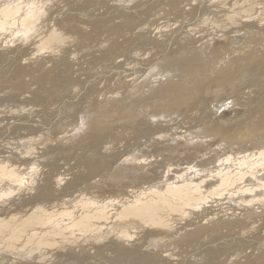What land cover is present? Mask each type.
Instances as JSON below:
<instances>
[{"label": "rangeland", "instance_id": "1", "mask_svg": "<svg viewBox=\"0 0 264 264\" xmlns=\"http://www.w3.org/2000/svg\"><path fill=\"white\" fill-rule=\"evenodd\" d=\"M5 1L6 2H4V0H2V2L0 1V7L2 6L0 8L2 11L0 12V21H3L2 18L5 17V14L10 16H6L8 18H4L6 21H3L7 28L4 27L3 22L2 24L0 22V105L5 106L2 111H0L3 112V114H0V161L4 158H8L7 161L13 165V168H10L11 170L7 169V171H9L8 173L6 171L0 172V180H7L0 182H3L0 185V189H3H1L2 192L0 190V223H3L2 219L4 220V217L7 218V222L10 223L8 225L5 221L2 225V229H0V264H163L165 257L171 256V259H173L175 255V257L186 258L195 256L193 259H196L204 256L206 251L225 252L221 256L218 264H226L227 259L232 254L229 250L231 245L237 244L240 248L247 247L246 243L243 241V235H252L254 231H257L255 233H261L263 231L262 233H264V215L260 212L264 210V206H262V208L245 207L244 204L239 203L240 201L237 202L242 193L241 195L239 194V196H234L236 200L239 198L234 203L233 201L235 199L231 195L228 196L229 193H232L234 188L239 187L240 181L244 182L243 180L246 181L249 179V182L246 181L243 184H248L252 187L259 185L258 188L256 187V193L261 190V193H259L263 196H256V199L258 197H264V190H262L264 185H261L263 182L260 180L262 183H259L258 180L260 178L264 179L261 177L264 171L253 162L256 159L259 160L258 158H260L261 161L264 160V158H261V156H264V16L259 14H264V0H146V2L144 0ZM18 1L20 3H17ZM249 1L251 2L249 3ZM11 2L18 8L15 6L12 7ZM215 2L225 3L221 4L224 8L228 4H234V9L236 10L237 8V11L243 8V6L247 11H253H248L250 16L245 15L242 17L237 13L233 15V11L226 12V9L217 10L221 9V6H214ZM243 3H245L246 6ZM202 4L205 7H210L208 11H204L206 8L200 10L199 7H201ZM5 5H8L9 8L11 5L12 8L10 9L14 13L8 10V7H5L7 10L4 9ZM212 5L214 6L213 8ZM216 7L219 8L216 9ZM251 7H254L256 10L254 8L251 9ZM5 10L8 13L4 14L3 12ZM224 11L226 13H224ZM253 12L257 14H253ZM24 14L27 15L24 16ZM224 14L227 15L225 16ZM22 16L26 19L25 22ZM11 20L13 23H11ZM7 21H11L8 24L10 26L6 24L8 23ZM14 21L18 25L14 24ZM34 22H38V24L36 23L34 25L36 28L33 27L32 30L23 34L22 32L24 31L25 25H32ZM204 23H206L205 26L207 28L204 26ZM21 24H24V26L22 27ZM244 24V27L240 26ZM214 26H216V28ZM181 27L186 31H190L189 34L183 33L177 35V29H181ZM191 28L193 32H191ZM227 30L231 32L229 33ZM170 36L172 37L171 39L169 38ZM194 38L195 40H193ZM173 39L175 41L178 40L179 43L178 41L175 43ZM168 41H172L173 43L171 44H177L175 46L171 45L170 49H172H169V51L176 50V48L181 49L177 56L192 57L196 55L194 52L198 50L202 53L200 52L197 55L205 56L207 61L210 60V65L207 63L202 65L201 62L200 64L202 67L199 66L200 68H197V70L202 68L200 70L202 72L205 69L203 73H200L201 80H199V82L202 86L198 82L195 88V95L183 98L181 102L173 104L172 107L168 106L161 109L159 106L152 105V107H143V110L136 107V113L127 115L129 112L126 113L127 110L122 106H118L116 101L118 98L116 97L117 99H114L112 98L113 95L108 96L107 94L109 93V95H111L110 92L116 91V93L119 94L120 89L122 90V87L125 86L123 89L125 91L123 92L122 90L121 93H124V96H126L130 89L126 90L127 84L124 80L125 76L128 74L126 73L128 70L125 68L129 66L128 68L130 69V66H133L132 64L137 63L141 59L146 60L149 58L150 60V56H154V53H159L162 49L161 47H166ZM191 42H194V44ZM232 43L236 45L231 46ZM203 45L209 46L208 49L203 50ZM181 47H183L184 50H182L183 48ZM231 51H233V53ZM234 51L238 52L239 57ZM247 51L248 53L249 51L252 53L254 52L253 56L250 52L247 57ZM214 52L217 54H212ZM229 52L235 55L234 59H231V57L234 56H231ZM241 53H244V56ZM240 54L244 59L247 58L246 60H248L250 58V60H243ZM210 55L213 56L210 57ZM228 56H230L231 60H227L229 58ZM161 57L158 59L155 58L157 59V63H153V68L161 69L168 63V60L163 59L166 55H162ZM237 58L238 60L239 58L242 59V63L241 60H239L240 62L237 61ZM215 61L216 63L214 64ZM244 61L246 63L248 62V65L250 63V67L245 64ZM223 62L224 64H229V67L227 65L224 66ZM217 63L218 67L223 64L224 68L226 67V69L228 68L230 71L226 72V74H220V76H217L218 74H212V68L216 67ZM241 65H244V67L242 68ZM148 66L151 67V64ZM231 66H234V70H232ZM136 67L138 68V66ZM167 67L168 66L160 71H166ZM207 67L211 68L209 69ZM119 68H123V71H120ZM135 68L131 70L134 72ZM207 69L209 70L207 71ZM170 72L175 74L179 72V70L170 69ZM205 72L209 77L204 76L206 74ZM106 73L111 74L109 80L104 77L108 75H106ZM114 74L116 76H114ZM240 74L244 76L240 77ZM202 75L204 80L202 79ZM120 77H124L123 81L119 80ZM210 79L211 82H207L210 81ZM140 81H138L136 85H138ZM205 81L208 84V88L204 85L206 84ZM202 82H204V84ZM153 86V84L150 86L148 84L142 85L141 83L139 86L140 89L136 88L134 91L132 100H136L139 96L143 95L149 96L148 93H152L150 87ZM97 87L99 88L97 89ZM108 88L110 91H108ZM10 95L12 98H9ZM105 95L107 96L104 97ZM24 97H26V99ZM93 99L95 100L93 101ZM111 99L113 100L111 101ZM102 101H104L105 104L99 106V103ZM106 101H111V103L107 102V104ZM13 105L15 106L13 108L14 110L12 109ZM72 105L73 107L75 105L77 109L75 107L73 108ZM77 110H81V112ZM89 111L91 112L89 113ZM9 112L10 115H8ZM74 112L77 113V117H75L76 113L74 114ZM71 114L72 116L74 115V118ZM89 114L94 115V123L92 122V124L90 122V125L93 126H90V128L92 127L91 130L88 128V125V127H85V125L77 126V124L80 123L79 121H81L79 119L89 116ZM3 116L6 118L4 119ZM61 118L63 120H61ZM62 122L64 124H62ZM73 122H76V124L72 125ZM67 123L71 124L68 125ZM38 124H42V128L41 126L39 127L40 129L37 128ZM14 126L16 129L20 128L22 131L15 130L12 132V130L15 129L13 128ZM65 127H67V129ZM80 127H83V129ZM86 128H88L87 131L85 130ZM165 128H167L166 130H168V133L162 134ZM6 129L9 130L7 133ZM76 129L79 130L76 131ZM71 131L73 132L70 133ZM21 132L24 135H21ZM83 134L85 137H83ZM163 135L164 137L166 136V138H163ZM69 136L72 138H67ZM158 138H161L162 141H160V139L158 140ZM154 141H160L159 143L162 144L161 146L166 142L168 143H166L167 145L165 144L163 148L160 147L161 149H159L160 144L158 142L156 143V147L149 148L151 146L149 145L151 144L150 142ZM257 148L261 150L259 151ZM250 150H252V152ZM256 150L259 151L258 154H256V152H258ZM246 151L248 154L250 153L249 155L255 152L253 153L255 154L254 157L257 155L258 158L250 156L247 158ZM133 156L134 158H132ZM221 156L228 157L226 162L225 158ZM236 156L240 158L238 159ZM220 157L222 163L219 161ZM232 157L234 158L231 159ZM216 158L219 159L217 160ZM193 159L195 161H193ZM234 159L238 162L233 163ZM240 159L241 161H239ZM247 159L249 160L247 161ZM145 160L149 161V163L151 162L153 165L150 166L149 163H147V165V161ZM245 160L247 162H243ZM223 161L225 164H223ZM230 161H232V163ZM228 162L229 164H227ZM248 162H250L251 165ZM142 163L144 164L142 165ZM248 165L250 166L248 167ZM146 166L148 168H146ZM188 166L200 168L202 171H194L192 168V172H187V174L189 173L187 175L185 169H187ZM228 166H231V169H229ZM252 167L259 168V171L257 168L253 170ZM150 168L152 169L151 171H146ZM168 168L169 171L166 172ZM250 168L252 171L257 172H252L249 170ZM1 170L2 169H0V171ZM229 170H232V172H229ZM244 170L247 173L244 172ZM222 171H224V173ZM237 171H239L240 174ZM10 172L12 173L9 174ZM221 172L223 174L226 172L227 175H223ZM174 173L176 174L173 175ZM219 173L223 177H221ZM251 173H253L254 178L258 180L257 182L254 181V178H250L252 176ZM257 173L261 175L257 176ZM184 174L187 175L185 178L191 176L197 179L194 183L186 182V185L183 184V181L180 182L183 187L186 186V188H189L193 186L197 188L195 191L193 187L191 189L189 188L190 191L187 193L189 195H196L198 197L197 199L194 197L193 199L182 201L183 198L181 199L180 197L184 196V198H186L187 195H185V193L187 189L185 187V189H181L182 187L179 185L173 190L174 192L170 191L173 184H177L179 181L185 179ZM236 174L239 177H233ZM4 175H6V177H4ZM11 175L15 176L12 177ZM217 175L220 177H217ZM228 175L229 177H227ZM241 176H244L242 177L243 180H241ZM201 177L204 179L206 178V180L209 178L210 180L205 181L202 179V183L198 180ZM25 178L27 179L25 180ZM213 178L215 180H213ZM229 178L235 180L236 183L234 181L229 182ZM20 179H24L23 182L25 183L21 184L20 182L22 181H20ZM218 179L219 181L221 180L220 183L224 181V184H220L217 181ZM17 181L20 186L16 184ZM213 181H217V183ZM197 182L202 183L205 190L201 187V184H199L201 188L197 187ZM204 182L206 183L204 184ZM227 182L230 184L234 182L237 185L235 186V184H232L234 188L231 189V185L226 184ZM5 184H11V187L10 185V188L6 187L7 185ZM189 184L190 186L187 187ZM210 184L213 186L215 184V187H218V189L217 187L215 189L218 191L220 190L219 192L223 196L221 197L217 190L216 192L218 194L214 192V187ZM243 184L241 183L240 186ZM15 185H17L19 189ZM168 185L171 186L166 189L165 187ZM220 185L225 186L223 190V187H220ZM227 185L228 189L226 188ZM14 187L18 189V191H16ZM178 187L180 188L178 189ZM156 188H159V190H155ZM229 189L230 191H228ZM164 191H166V193ZM224 192H227V195H224ZM10 193L13 195L11 196ZM82 195L85 197L83 198ZM175 195L178 198H176ZM219 196L223 199V202L218 199ZM46 197L48 199L47 202ZM86 198L88 200L87 202L90 203L89 205H86L88 204L85 202ZM169 202H172L171 204L173 205H169ZM261 202H264V198H262ZM50 204H52V206ZM94 205H97L98 209ZM82 206H85V208ZM100 206H102V208ZM154 206H156V209ZM143 207H148V209L144 210ZM86 208L88 210H86ZM119 208H121V210L123 209L122 211L124 212ZM16 209H18L17 212H15ZM44 209H46L47 212ZM81 209L82 211H80ZM131 209L133 211H131ZM165 209L169 211L166 212ZM23 210L28 213H23ZM48 210H51L52 213L50 214ZM107 210L108 212L110 211V213H107ZM13 211L15 214L12 215L15 217H11L12 215L9 214ZM57 211L60 218L58 217ZM101 211H104L103 213L106 215L109 214V216L111 215L112 217L108 215L105 216L103 213L101 214ZM144 211L145 213L148 212V216L145 215L149 218L144 215ZM19 212H21L20 215ZM40 212H42L41 215ZM70 212L73 213L71 214ZM83 212L86 213L83 214ZM92 212H99L98 214L101 216L98 218L97 214H93ZM160 212L165 213L160 214ZM29 213L31 215L30 218ZM66 213L70 215L67 214L66 216ZM74 213L78 215L76 216ZM133 213L138 215L135 216ZM45 214L46 217L44 216ZM87 214L89 215L87 216ZM119 214L120 217L118 218ZM73 215L76 216H74L76 219L72 217ZM90 215L93 217L96 215L97 217L90 218ZM35 216L36 218L38 217V219H36ZM40 216L43 219L45 217L46 220H43ZM48 217H51L52 220L50 219V221L48 219L49 221H47ZM107 217L109 221L111 220V224H108L109 222L107 223ZM124 217H127V219ZM11 218L17 219L18 221H20V218L21 221L16 224L18 221L15 222V220H12V223ZM97 218L100 222L95 223L94 219L97 221ZM153 218L156 219L153 220ZM25 219L28 220L32 226L35 225L38 228L32 227L29 223L24 225V223L27 222ZM31 219L35 220H32L34 224ZM40 219L42 220L39 223ZM91 219H93V222ZM102 219H106V221L104 222ZM36 220L39 221L36 222ZM66 220H69L70 223ZM126 220L129 221L127 222ZM58 221L62 224L60 225V223H57ZM76 221L80 223H76V227H74L75 223L73 224V222ZM90 221L92 222L91 225L93 226L95 223L96 227L95 225L93 227L89 225L91 223ZM82 223L85 225L83 226ZM113 223L116 226L113 225ZM130 223H132L133 226H131ZM5 224L8 230L5 229L4 231ZM64 224H67V228ZM104 224L108 225L106 226ZM119 224L120 226H118ZM98 225L103 227L100 228ZM56 226H61V229L58 227L56 228ZM70 226L73 227L71 228ZM79 226L81 229H79ZM104 226H106L105 229ZM82 227L87 230L85 231ZM35 228L42 230L38 231ZM93 228L96 229V233L93 231ZM106 228L109 229L107 230ZM116 228L118 229L115 230ZM97 229L99 231H97ZM101 229L106 234L101 233ZM123 229L125 231V237L122 233ZM78 230L80 233H78ZM83 230L88 232L83 234ZM90 230H92V232ZM6 231H10V234ZM26 231L28 232L26 233ZM46 231H49L48 234ZM32 232L35 235L38 233L40 237L39 235H30ZM50 232L52 233L50 234ZM11 233L15 234L13 235L14 237ZM24 233L26 235L30 233L28 236L30 235L32 240H30L28 236L25 238ZM119 233L121 234L117 237ZM21 234L22 236H20ZM103 234L105 236H103ZM5 236L7 237V241L5 240ZM11 236L13 238H11ZM63 236L64 238L66 237V239H64ZM77 236L78 239H76ZM17 237H19V239ZM34 237H36L37 240ZM46 237L50 238L47 239ZM114 237L116 240H114ZM39 238L42 239L40 240ZM10 239L11 241L13 239V242H10ZM28 239L30 242H28ZM68 240L70 243L66 242ZM84 240L87 243H84ZM37 241L39 242L37 243ZM52 241L56 242L53 243ZM235 241L236 243H234ZM31 242H35L38 245L41 244L39 245L41 249L35 243L32 245ZM49 242L50 245L46 244ZM24 243H29L30 245ZM43 243L46 244V246L43 245ZM75 243L78 244L76 245ZM261 244L262 242L260 246ZM57 246L58 249H55ZM6 247L10 248V250ZM35 247L37 249H35ZM44 248L47 249V251L43 250ZM28 249H31V253ZM260 249L259 252L251 256L252 260L255 261H248L251 259V257H248V260L244 258L240 262L238 259L236 264H257L258 260L262 261L264 259L262 258L264 257L262 253L264 250L262 249L264 248ZM20 250H23L25 253ZM66 252H70L71 254L66 255ZM168 252L170 253L168 254ZM178 254L181 256H178ZM31 255L34 256L32 257ZM256 255L257 260L254 258ZM39 256H41V258ZM62 261L63 263H61ZM189 261L190 260L186 261V264L189 263ZM262 262L264 263V261ZM262 262L259 261L258 264ZM229 263L233 262L230 261ZM201 264H208V262L204 261Z\"/></svg>", "mask_w": 264, "mask_h": 264}, {"label": "bare ground", "instance_id": "2", "mask_svg": "<svg viewBox=\"0 0 264 264\" xmlns=\"http://www.w3.org/2000/svg\"><path fill=\"white\" fill-rule=\"evenodd\" d=\"M0 1L2 2V0H0ZM14 1L16 2L17 0H12V2H14ZM19 1H20V0H19ZM19 1H18L17 3H20ZM144 1L146 2V0H144ZM233 1H234V0H233ZM236 1H237V0H236ZM4 2H6V1L4 0ZM4 2H3V3H4ZM12 2H11V3H12ZM246 2H247V1H246ZM250 2H251V1H249V3H250ZM9 3H10V2H9ZM5 4H6V3H5ZM194 4H195V3H194ZM203 4H204V3H203ZM203 4H202L201 7H199L200 10L206 8V9H204V11H205V10L208 11V9H209L210 7H209V8H208V7H205L206 5L204 4V5H205V6H204ZM221 4H225V3L215 2V5H214V4H213V5H214V6H217V5L219 6V5H220V6H221V9H217V8H219V7H216V9L219 10V11H220V10H224V9H226V12H228V11H233V15H235V13L240 14L242 17H244L245 15H249V14H248V11H250V10L247 11V9H244V8H245L244 6H243V8H240L239 11H237V8H236V10L234 9V4H233V5L228 4L225 8H224V6L221 5ZM243 4L245 5V3H243ZM213 5H212V8L214 7ZM235 5H236V4H235ZM249 5H250V4H249ZM13 6H15L16 8H18L14 3H12V7H13ZM18 6H19V5H18ZM199 6H200V5H199ZM203 6H204V7H203ZM222 6H223V7H222ZM245 6H246V5H245ZM1 7H2V6H1ZM1 7H0V8H1ZM5 7H8V5H5V6H4V9H6ZM12 7H11V5H10V8H12ZM235 7H237V6H235ZM249 7H250V6H249ZM8 8H9V7H8ZM10 8H9L8 10H10L11 12H13ZM190 8H191V7H190ZM193 8H194V7H193ZM212 8H211V9H212ZM252 8H254V7H251V9H252ZM13 9H15V8H13ZM194 9H195V8H194ZM214 9H215V8H214ZM254 9H255V8H254ZM2 10H3V9H2ZM6 10H7V9H6ZM6 10L3 12L4 14H5V13H8V12H6ZM255 10H256V9H255ZM210 11H211V10H210ZM246 11H247V13H246ZM252 11H253V10H251L250 12H252ZM0 12H2V11L0 10ZM11 12H10V13H11ZM149 12H150V11H149ZM226 12L224 11V13H226ZM250 12H249V13H250ZM13 13H14V12H13ZM146 13H147V12H146ZM212 13H213V11H212ZM222 14H223V12H222ZM251 14H252V13H251ZM253 14H257V13L253 12ZM259 14H262V15L264 16L263 13H259ZM259 14H258V16H259ZM1 15H2V14H1ZM25 15H27V14H24V16H25ZM224 15H225V14H224ZM226 15H227V14H226ZM226 15H225V16H226ZM2 16H3V15H2ZM6 16L9 17L10 15H6V14H5V17H4L5 19L8 18V17H6ZM249 16H250V15H249ZM254 16H255V15H254ZM258 16H257V17H258ZM0 17H1V16H0ZM20 17H21V15H20ZM20 17H19V19H20ZM251 17H252V16H251ZM4 18H2L3 21H6V20H4ZM252 18H253V17H252ZM22 19H24L23 21L25 22L26 19L23 18V16H22ZM8 20H9V19H8ZM17 20H18V19H17ZM20 20H21V19H20ZM20 20H18V21H20ZM3 21H0L1 24H2ZM11 21H12V20H11ZM11 21H10V22H11ZM210 21H211V20H210ZM7 22H8V23H6V24L8 25L10 22H9V21H7ZM14 22H15V21H14ZM21 22H22V21H21ZM11 23H13V21H12ZM36 23L38 24V22H34L32 25H30V24H26L25 27H24V31H23L22 33L24 34V33H27V31L32 30L33 27H35L34 25H35ZM1 24H0V25H1ZM4 24H5V23L3 22V25H4ZM14 24H17V23L15 22ZM14 24H13V25H14ZM205 24H206V23H204V26H205ZM3 25H2V29H3ZM17 25H18V24H17ZM217 25H218V24H217ZM217 25H216V26H217ZM5 26H6V25H4V27H5ZM8 26H10V25H8ZM19 26H20V25H19ZM21 26L23 27L24 24H21ZM204 26H203V27H204ZM207 26H208V25H207ZM216 26H214V27L216 28ZM240 26L244 27L245 24H244V25H240ZM205 27H206V26H205ZM205 27H204V28H205ZM212 27H213V26H212ZM217 27H218V26H217ZM223 27H224V26H223ZM223 27H222V28H223ZM5 28H7V27H5ZM35 28H36V27H35ZM183 28H184V27H183ZM189 28H190V27H189ZM200 28H201V27H200ZM206 28H207V27H206ZM206 28H205V29H206ZM208 28H209V27H208ZM224 28H225V27H224ZM205 29H204V30H205ZM187 30H188V27H187ZM201 30H202V28H201ZM212 30H213V29H212ZM216 30H219V29H216ZM229 30H231V29H229ZM221 31H222V30H221ZM221 31H220V32H221ZM227 31H228V30H227ZM177 32H178V33H177V35H178V34H183V33H188V34H189L190 31H186L185 29H182V27H181V29H177ZM191 32H193V31H192V28H191ZM201 32H202V31H201ZM201 32H200V33H201ZM222 32H223V31H222ZM228 32L230 33L231 31H228ZM228 32H227V33H228ZM224 33H225V32H224ZM227 33H226V34H227ZM23 34H22V35H23ZM234 34H235V33H234ZM247 34H248V33H247ZM192 35H193V34H192ZM220 35H222V34H220ZM229 35H230V34H229ZM179 36H180V35H179ZM184 36H185V34H184ZM248 37H249V36H248ZM169 38L171 39L172 37L170 36ZM179 38H180V37H179ZM232 38H233V37H232ZM232 38H231V40H232ZM233 39H234V38H233ZM245 39H246V38H245ZM173 40H174V39H173ZM193 40H195V38H194ZM174 41H175V40H174ZM177 41H178V40H177ZM177 41H175V43H176ZM181 41H182V40H181ZM244 41H245V40H244ZM184 42H185V41H184ZM171 43H173V42H172V41H170V42L168 41L167 44H166V47L164 46L165 49H164V47H161L164 51L161 49L162 52L160 51L159 53H154V56H150V60H149V58L146 59V60L141 59L140 61H138V62L135 63V64L130 63V64L133 65V66H130V69L128 68L129 66L125 68V69L128 70V72H126V73H128V74L125 76V80H124L125 83L127 84V85H126V86H127L126 90H127V89H130V90H131V91L129 90V92L127 93L126 96H124V93H121L125 86L122 87V90L120 89V93H119V94L116 93L117 91H116V92H110L111 95H109V93L107 94L108 96H112V95H113L112 98H114V99H117V98H118V99L116 100L117 103H118V106H120V107L122 106L125 110H127L126 113L129 112V113H127V115H131V114L133 115V113H136V110H135L136 107H137L138 109L143 110V107H147V106H151V107H152V105H153V106L156 105V106H159V108L164 109V108H166V107H168V106H169V107H172L173 104H175V103H179V102H181V101L183 100V98L189 97V96H191V95H195V94H194V93H195V90H196L195 88L197 87L199 80H201V76H200L201 74H200V73H203L204 70H205V69H204L203 72H202V71H200L202 68H201V69H198V70H197V68H200L199 66H201V64H200L201 62H202V65H204V63L209 64V63H210V60L207 61V60H206L207 58H206L205 56L197 55L198 53L201 52V51L199 52L198 50H197V51L194 50V51H195L194 54H196V55H194V56H192V57H184V56L181 57V56H177L178 52H179L181 49L176 48V50L174 49V50H172V51H169L170 46H171V45H174V44H171ZM178 43H179V41H178ZM191 43L194 44V42H191ZM191 43H190V44H191ZM195 43H196V42H195ZM257 44H258V42H257ZM175 45H177V44H175ZM175 45H174V46H175ZM206 45H207V44H206ZM206 45H203V48H202L201 46H200V47H201L203 50L208 49L209 46H206ZM234 45H236V44H233V43L231 44V46H234ZM257 46H258V45H257ZM254 47H256V46H254ZM166 48H168V49H166ZM181 48H183V47H181ZM230 48H231V47H230ZM171 49H172V48H171ZM171 49H170V50H171ZM210 49H211V48H210ZM231 49H232V48H231ZM249 49H250V48H249ZM165 50H166V51H165ZM167 50H168L169 52H168ZM182 50H184V48H183ZM223 50H224V49H223ZM233 50H234V49H233ZM235 50H236V49H235ZM260 50H261V49H260ZM260 50H259V51H260ZM229 51H230V50H229ZM236 51H237V50H236ZM236 51H234V52H236ZM253 51H254V50H253ZM256 51H257V50H256ZM137 52H138V51H137ZM183 52H184V51H183ZM224 52H225V50H224ZM231 52L233 53V51H231ZM250 52H251V51H249V53H250ZM162 53H163V54H162ZM201 53H202V52H201ZM225 53H226V52H225ZM236 53H237V56H238V55H239L238 52H236ZM244 53H245V52H244ZM244 53H241V54H243V56H244ZM249 53H248V51H247V52H246V56H247ZM253 53H254V52H253ZM253 53L251 52L252 56H253ZM134 54H135V52H134ZM161 54H162V55H166V57L163 58V59H164V60H168V63H166V65H164V67L161 68V69L153 68V66H152L153 63L156 62L157 59L160 58V57L162 56ZM212 54L216 55L217 53L215 54V52H214V53H212ZM223 54H224V53H223ZM229 54H230L231 56H234V57H231V59H234V58H235V55H232L230 52H229ZM229 54H228V55H229ZM241 54H240V57H242L243 60H246L247 58L244 59V57L241 56ZM256 54H257V52H256ZM181 55H182V54H181ZM224 55H226V54H224ZM263 55H264V54H263ZM207 56H209V55H207ZM211 56H213V55H210V57H211ZM246 56H245V57H246ZM228 57H229V58H228ZM228 57H227L228 59H227V58H225V59H227V60H231V59H230V56H228ZM238 57H239V56H238ZM247 57H248V56H247ZM249 57H250V56H249ZM134 58H135V57H134ZM155 58H157V59H155ZM161 58H162V57H161ZM177 58H179V59H177ZM251 58H254V57H251ZM127 59H128V58H127ZM131 59H132V58H131ZM136 59H137V58H136ZM154 59H155V60H154ZM213 59H214V58H213ZM213 59H211V60H213ZM242 59L239 58V60H241V63H242ZM152 60H153V61H152ZM239 60H238V58H237V61H239ZM248 60H250V58H249ZM248 60H246V61H248ZM134 61H135V60H134ZM151 61H152V62H151ZM161 61H162V60H161ZM220 61H221V60H220ZM222 61H223V60H222ZM225 61H226V60H225ZM225 61H224V62H225ZM234 61H235V60H234ZM159 62H160V61H159ZM159 62H158V63H159ZM217 62H218V61H217ZM224 62H223V64H224ZM227 62H229V61H227ZM235 62H236V61H235ZM239 62H240V61H239ZM251 62H252V61H251ZM125 63H127V62H125ZM156 63H157V62H156ZM215 63H216V61L214 62V64H215ZM218 63H219V62H218ZM218 63H217V66H216V67L212 68V71H213V72L210 71V72H212V74H216V75L218 74L217 76H220V74H221V75H222V74H226V72H229V71H230L228 68H227V69H226V67L224 68V66L227 65V63L224 64V66H223V64H222L220 67H218ZM220 63H221V62H220ZM232 63L234 64L233 61H232ZM232 63H231V64H232ZM236 63H237V62H236ZM244 63L247 64L248 62L246 63V62L244 61ZM149 64H151V67L148 66ZM199 64H200V65H199ZM245 64H244V65H245ZM160 65H161V63H160ZM205 65H206V64H205ZM209 65H210V64H209ZM209 65H208V66H209ZM211 65H212V64H211ZM219 65H220V64H219ZM228 65H229V64H228ZM228 65H227V66H228ZM238 65H239V63H238ZM238 65H237V66H238ZM244 65H243V66L241 65L242 68L244 67ZM247 65H248V64H247ZM251 65H252V64H251ZM253 65H254V63H253ZM136 66H138V68H137ZM166 66H168L166 71H160V70L166 68ZM214 66H215V65H214ZM239 66H240V65H239ZM248 66L250 67V63H249ZM120 67H121V66H120ZM124 67H125V66H124ZM135 67H136V68H135ZM154 67H155V66H154ZM201 67H202V66H201ZM204 67H205V66H204ZM228 67H229V66H228ZM231 67H232V66H231ZM233 67H234V66H233ZM233 67H232V70H234ZM133 68H135V69H134V72L131 70V69H133ZM152 68H153V69H152ZM207 68H209V67H207ZM210 68H211V67H210ZM210 68H209V69H210ZM219 68H220V69H219ZM246 68H247V66H246ZM110 69H112V68H110ZM110 69H109V70H110ZM151 69H152V70H151ZM170 69L179 70V72L173 74V72H170ZM209 69H207V71H208ZM113 70H114V69H113ZM113 70H111V71H113ZM115 70H116V69H115ZM117 70H118V69H117ZM119 70H120V71H123V68H119ZM150 70H151V71H150ZM245 70H246V69H245ZM154 71H155V73H154ZM243 71H244V70H243ZM250 71H251V70H250ZM158 72H159V73H158ZM236 72H237V71H236ZM239 72H240V71H239ZM246 72H247V71H246ZM110 73H111V72H110ZM123 73H124V72H123ZM123 73H122V74H123ZM205 73H206V72H205ZM240 73H241V72H240ZM107 74H108V75H107ZM111 74H112V73H111ZM111 74L106 73L107 76H104V77H105L106 79L109 80L110 77H111ZM195 74H196V75H195ZM242 74H243V73H242ZM208 75H209V74H208ZM247 75H248V74H247ZM114 76H116V75L114 74ZM122 76H124V75H122ZM204 76H207V73H206ZM242 76H244V75H242ZM242 76H241V74H240V77H242ZM101 77H102V76H101ZM207 77H209V76H207ZM211 77H213V76H211ZM214 78H216V77H214ZM223 78H224V77H223ZM226 78H227V77H226ZM118 79H119V78H118ZM123 79H124V77H120L119 80H120V81H123ZM202 79H203V75H202ZM234 79H235V78H234ZM108 80H107V81H108ZM140 80H141V81H140ZM203 80H204V79H203ZM203 80H202V81H203ZM207 80H209V79H207ZM212 80H213V78H212ZM102 81H103V80H102ZM105 81H106V80H105ZM138 81H140V82H139L138 85H136V84L138 83ZM117 82H118V81H117ZM205 82H206V81H205ZM207 82H211V79H210V81H207ZM207 82H206V84H204V82H202V83L205 85L206 88H208V86H207V85H208ZM228 82H229V81H228ZM141 83H142V85H144V84H148V85H150V86L153 84L154 86H153V87H150L151 90H152V93H151V94L148 93L149 96H147V95L144 96V95H143V96H139L136 100H132V95L134 94V91L136 90V88H139V86L141 85ZM219 83H220V82H219ZM72 84H73V82H72ZM199 84H201V83L199 82ZM223 84H224V82H223ZM70 85H71V84H70ZM102 85H103V84H102ZM204 85H203V86H204ZM218 85H219V84H218ZM111 86H112V85H111ZM113 86H114V85H113ZM115 86H116V85H115ZM201 86H202V84H201ZM223 86H224V85H223ZM116 87H117V86H116ZM98 88H99V87H97V89H98ZM103 88H104V87H103ZM117 88H118V87H117ZM203 88H204V87H203ZM106 89H107V88H106ZM108 89H109V88H108ZM112 89H113V88H112ZM139 89H140V88H139ZM198 89H199V88H198ZM198 89H197V90H198ZM203 90H204V89H203ZM101 91H102V90H101ZM108 91H110V89H109ZM111 91H112V90H111ZM124 91H125V90H123V92H124ZM198 91H199V90H198ZM102 92H103V91H102ZM106 93H107V92H106ZM48 94H49V93H48ZM103 94H104V93H103ZM49 95H50V94H49ZM107 95H105L104 97H106ZM12 96H13V95H12ZM50 96H51V95H50ZM119 96H120V97H119ZM10 97H11V95L9 96V98H10ZM52 97H53V95H52ZM67 97H69V96H67ZM84 97H85V96H84ZM84 97H83V98H84ZM94 97H95V96H94ZM97 97H98V96H97ZM116 97H117V98H116ZM11 98H12V97H11ZM13 98H15V97H13ZM24 98L26 99V97H24ZM50 98H51V97H50ZM50 98H49V99H50ZM73 98H74V97H73ZM133 98H134V97H133ZM78 99H79V98H78ZM78 99H77V100H78ZM95 99H96V98H95ZM95 99H93V101H94ZM6 100H7V99H6ZM13 100H14V99H13ZM15 100H16V99H15ZM17 100H18V99H17ZM75 100H76V99H75ZM77 100H76V101H77ZM79 100H80V99H79ZM79 100H78V101H79ZM97 100H98V98H97ZM112 100H113V99H111V101H112ZM10 101H11V100H10ZM72 101H73V100H72ZM76 101H75V102H76ZM99 101H100V97H99ZM104 101H105V100H104ZM104 101H102L101 103H99V104H100L99 106L104 105V104H105ZM111 101H106V103H107V102H108V103H111ZM18 102H20V101H18ZM80 102H81V101H80ZM76 103H77V102H76ZM76 103H75V104H76ZM94 103H95V102H94ZM96 103H97V102H96ZM108 103H107V104H108ZM65 104H66V103H65ZM97 104H98V103H97ZM6 105H7V104H6ZM70 105H71V104H70ZM79 105H80V104H79ZM8 106H9V105H8ZM8 106H7V107H8ZM76 106H77V104H76ZM80 106H81V105H80ZM156 106H155V107H156ZM177 106H178V105H177ZM4 107H5L4 105H0V111H2V109H3ZM10 107H11V106H10ZM14 107H15V106L13 105L12 109H13ZM69 107H70V106H69ZM72 107H73V105H72ZM72 107H71V108H72ZM74 107H75V105H74ZM74 107H73V108H74ZM82 107H83V106H82ZM82 107H81V108H82ZM85 107H86V106H85ZM85 107H84V108H85ZM112 107H113V106H112ZM19 108H20V107H19ZM75 108H76V107H75ZM78 108H80V107H78ZM84 108H83V109H84ZM5 109H6V108H5ZM5 109H4V110H5ZM20 109H21V108H20ZM65 109H67V108H65ZM76 109H77V108H76ZM76 109H75V110H76ZM149 109H150V108H149ZM155 109H157V108H155ZM8 110H9V109H8ZM8 110H7V111H8ZM13 110H14V109H13ZM17 110H19V109H17ZM105 110H106V109H105ZM15 111H16V109H15ZM72 111H73V110H72ZM77 111H80V112H81V110H77ZM77 111H76V112H77ZM130 111H131V113H130ZM56 112H57V111H56ZM69 112H70V111H69ZM76 112H74V114H75ZM80 112H79V113H80ZM90 112H91V111H89V113H90ZM106 112H107V111H106ZM147 112H148V111H147ZM1 113L3 114V112H0V114H1ZM7 113H8V112H7ZM7 113H6V114H7ZM17 113H18V112H17ZM60 113H61V112H60ZM63 113H64V112H63ZM93 113H94V112H93ZM145 113H146V112H145ZM53 114H54V113H53ZM58 114H59V113H58ZM65 114H66V111H65ZM69 114H70V113H69ZM87 114H88V113H87ZM155 114H156V113H155ZM8 115H10V112H9ZM13 115H14V116H17L16 114H13ZM51 115H52V114H51ZM59 115H61V114H59ZM67 115H68V114H67ZM156 115H157V114H156ZM62 116H63V115H62ZM71 116H72V114H71ZM110 116H111V115H110ZM3 117H4V116H3ZM9 117H10V116H9ZM72 117L74 118V115H73ZM75 117H77V113L75 114ZM108 117H109V116H108ZM127 117H128V116H127ZM5 118H6V117H4V119H5ZM63 118H64V117H63ZM66 118H67V117H66ZM73 118H72V119H73ZM81 118H82V117H81ZM81 118L79 119V120H81V121H79L80 123H78L77 126H78V125H85V127H88V126H89L88 128H90V126H92V125H90V122H91V123H92V122L94 123V121H93L94 115H93V114H89V116H85V117H83L82 119H81ZM2 119H3V118H2ZM2 119H1V120H2ZM44 119H45V118H44ZM52 119H53V116H52ZM55 119H56V118H55ZM59 119H60V118H59ZM48 120H49V119H48ZM61 120H63V119L61 118ZM64 120H65V119H64ZM73 120H74V119H73ZM73 120H72V121H73ZM77 120H78V119H77ZM31 122H32V121H31ZM34 122H35V121H34ZM41 122H42V121H41ZM68 122H70V121H68ZM262 122H263V121H262ZM36 123H37V121H36ZM36 123H35V124H36ZM39 123H40V122H39ZM43 123H44V122H43ZM93 123H92V124H93ZM96 123H97V122H96ZM46 124H47V123H46ZM62 124H64V123L62 122ZM62 124H61V125H62ZM67 124L69 125V124H71V123H67ZM67 124H66V125H67ZM73 124H76V122H73L72 125H73ZM27 125H28V124H27ZM41 125H42V124H41ZM41 125L38 124V125H37L38 127H37V126H35V127L39 128ZM68 125H67V126H68ZM72 125H71V126H72ZM87 125H88V126H87ZM12 126H13V125H12ZM32 126H33V125H32ZM45 126H46V125H45ZM77 126H76V128H77ZM94 126H95V125H94ZM85 127H84V128H85ZM92 127H93V126H92ZM92 127H91V128H92ZM2 128H3V127H2ZM13 128H15V126H14ZM37 128H36V129H37ZM41 128H42V126H41ZM65 128L67 129V127H65ZM80 128L83 129V127H80ZM88 128H86L85 130L87 131ZM91 128H90V130H91ZM9 129H10V128H9ZM22 129H23V128H22ZM39 129H40V128H39ZM82 129H80V130H82ZM166 129H167V128L164 129V131L162 132V134H167V133H168V132H167L168 130H166ZM0 130H1V128H0ZM10 130H12V129H10ZM15 130H18V131L20 130V131H22L20 128H19V129H18V128H17V129L15 128L14 130H12V132L15 131ZM74 130H75V129H74ZM77 130H79V129H76V131H77ZM90 130H89V131H90ZM7 131H9V130L6 129V133H7ZM18 131H17V132H18ZM24 131H27V130H24ZM69 131H70V130H69ZM76 131H75V132H76ZM83 131H84V130H83ZM2 132H3V131H2ZM17 132H15V133H17ZM27 132H29V131H27ZM61 132H63V131H61ZM72 132H73V131H71L70 133H72ZM84 132H85V131H84ZM8 133H9V132H8ZM19 133H20V132H19ZM24 133H25V132H24ZM29 133H30V132H29ZM65 133H66V132H65ZM77 133H78V132H77ZM82 133H83V132H82ZM89 133H90V132H89ZM2 134H3V133H2ZM22 134H23V133L21 132V135H22ZM26 134H27V133H26ZM80 134H81V133H80ZM84 134H85V133H84ZM84 134H83V137H85ZM87 134H88V133H87ZM87 134H86V137H87ZM9 135H10V134H9ZM11 135H12V134H11ZM23 135H24V134H23ZM65 135H67V134H65ZM78 135H79V134H78ZM7 136H8V134H7ZM7 136H4V137H7ZM12 136H13V135H12ZM17 136H18V135H17ZM79 136H80V135H79ZM4 137H3V138H4ZM65 137H66V136H65ZM80 137H81V136H80ZM3 138H2V139H3ZM11 138H12V137H11ZM11 138H10V139H11ZM13 138H14V136H13ZM67 138H72V137L69 136V137H67ZM163 138H166V136L164 137V135H163ZM15 139H16V138H15ZM74 139H75V137H74ZM81 139H82V138H81ZM159 139H160V141H162L161 138H158V140H159ZM70 140H71V139H70ZM172 140H173V139H172ZM77 141H79V140H77ZM152 141H153V140H152ZM160 141H159V142H160ZM157 142H158V141H157ZM157 142H155V141H154V142H150L151 144H149V145H151V146H150L149 148L156 147V143H157ZM159 142H158V143H159ZM166 143H168V142H166ZM166 143H165V144H166ZM247 143H248V142H247ZM159 144H160V143H159ZM165 144H164L163 146H161L162 144H160V145H159V149H161L160 147L163 148V147L165 146ZM237 144H238V143H237ZM149 145H148V146H149ZM166 145H167V144H166ZM256 145H257V143H256ZM253 146H254V145H253ZM261 146H262V145H261ZM157 147H158V146H157ZM166 147H167V146H166ZM228 147H229V146H228ZM244 147H245V146H244ZM247 147H248V146H247ZM232 148H234V147H232ZM250 148H251V147H250ZM253 148H254V147H253ZM255 148H256V147H255ZM258 148H259V147H258ZM258 148H257V149H258ZM6 149H7V148H6ZM9 149H10V148H9ZM226 149H227V148H226ZM230 149H231V148H230ZM236 149H237V148H236ZM261 149H262V147H261ZM261 149H260V150H261ZM263 149H264V148H263ZM233 150H234V149H233ZM238 150H239V148H238ZM245 150H247V149H245ZM245 150H244V151H245ZM258 150H259V149H258ZM258 150H256V151H258ZM260 150H259V151H260ZM11 151H12V150H11ZM36 151H37V150H36ZM150 151H151V149H150ZM226 151H227V150H226ZM240 151L243 152L242 150H240ZM240 151H239V152H240ZM247 151H248V150H247ZM247 151H246V154L248 155V156L246 155L247 158H249V156H250V157H253V158H258L257 155H256L257 157H256V156L254 157L255 154H253V153H255V152H253L251 155H249L250 153L248 154L249 151H248V152H247ZM250 151L252 152V150H250ZM259 151L256 152V154H258ZM262 151H263V150H262ZM230 152H231V151H230ZM241 152H240V153H241ZM263 152H264V151H263ZM263 152H261V153H263ZM3 153H4V152H3ZM7 153H8V152H7ZM18 153H19V152H18ZM36 153H37V152H36ZM223 153H224V152H223ZM226 153H228V152H226ZM4 154H6V153H4ZM13 154H14V153H13ZM16 154H17V152H16ZM21 154H22V153H21ZM34 154H35V153H34ZM34 154H33V156H34ZM131 154H132V153H131ZM144 154H145V153H144ZM241 154H243V153H241ZM221 155H222V154H221ZM223 155H225V154H223ZM244 155H245V153H244ZM244 155H243V156H244ZM1 157H2V156H1ZM29 157H30V156H29ZM137 157H138V156H137ZM221 157H222V156H221ZM221 157H220V159L218 158L219 161H220V160L222 161ZM236 157H238V156H236ZM26 158H27V157H26ZM132 158H134V156H133ZM184 158H185V157H184ZM222 158H225V162H226V159H227L228 157L225 156V157H222ZM233 158H234V157H232L231 159H233ZM239 158H240V157H238V159H239ZM261 158H264V156H261ZM130 159H131V158H130ZM144 159H145V158H144ZM216 159H217V158H216ZM216 159H215V160H216ZM218 159H217V160H218ZM235 159H236V158H235ZM235 159H234V162H233V163L238 162V161H236ZM251 159H252V158H251ZM258 159H259V160L256 159V160H254L253 162L256 163V165H258L259 167H261L260 169L264 171V162H263L264 160L261 161L260 158H258ZM7 160H8V158H4L2 161H0V169H2L0 172H4V171H6V172L8 173L9 171H7V169L13 168V167H12L13 165H12L10 162H8ZM134 160H136V159H134ZM140 160H141V159H140ZM147 160H148V159H147ZM147 160H145V161H147ZM152 160H153V159H152ZM217 160H216V161H217ZM229 160H230V159H229ZM229 160H228V161H229ZM248 160H249V159H247V161H248ZM193 161H195V160L193 159ZM193 161H192V162H193ZM207 161H208V160H207ZM221 161H220V162H221ZM239 161H241V159H240ZM247 161L245 160V161H243V162H247ZM11 162H12V160H11ZM124 162H125V161H124ZM179 162H180V161H179ZM184 162H185V161H184ZM190 162H191V161H190ZM198 162H199V161H198ZM208 162H209V161H208ZM223 162H224V161H223ZM225 162H224L223 164H225ZM230 162L232 163V161H230ZM251 162H252V161H251ZM15 163H16V162H15ZM136 163H138V162H136ZM147 163H149V161H147L146 164H147ZM193 163H194V162H193ZM196 163H197V161H196ZM217 163H219V162H217ZM217 163H216V164H217ZM221 163H222V162H221ZM248 163L251 165L250 162H248ZM140 164H141V161H140ZM143 164H144V163H142V165H143ZM149 164H150V166L153 165L151 162H150ZM201 164H202V163H201ZM227 164H229V162H228ZM252 164H253V163H252ZM20 165H21V164H20ZM23 165H24V164H23ZM131 165H132V164H131ZM147 165H148V164H147ZM192 165H193V164H192ZM236 165H237V164H236ZM250 165H248V167H249ZM132 166H133V165H132ZM140 166H141V165H140ZM238 166H239V164H238ZM242 166H243V164H242ZM242 166H240V167H242ZM246 166H247V165H246ZM252 166H253V165H252ZM142 167H143V166H142ZM142 167H141V168H142ZM184 167H185V166H184ZM200 167H201V166H200ZM235 167H236V166H235ZM235 167H234V168H235ZM14 168H15V167H14ZM129 168H130V167H129ZM143 168H144V167H143ZM146 168H148V167L146 166ZM146 168H145V169H146ZM174 168H176V167H174ZM192 168H193V166H188V168L185 169V173L187 174V172H189V171L192 172ZM228 168L231 169V166H228ZM256 168H257V167H252L253 170H256ZM17 169H18V168H17ZM120 169H121V168H120ZM131 169H132V168H131ZM236 169H237V168H236ZM242 169H243V168H242ZM244 169H245V168H244ZM246 169H247V167H246ZM246 169H245V170H246ZM257 169H258V171H259V168H257ZM10 170H11V169H10ZM134 170H136V169H134ZM151 170H152V169L150 168L149 170H146V171H151ZM170 170H171V169H170ZM174 170H175V169H174ZM193 170H194V171L199 170V172L202 171L200 168H193ZM238 170H239V169H238ZM245 170H244V172H246ZM249 170H251V168H250ZM261 170H260V172H261ZM132 171H133V170H132ZM167 171H169V168H168V170L166 169V172H167ZM171 171H172V170H171ZM181 171H183V170H181ZM194 171H193V172H194ZM233 171H234V169H233ZM235 171H236V170H235ZM240 171H241V169H240ZM242 171H243V170H242ZM251 171H252V170H251ZM251 171H250V172H251ZM12 172H13V170H12ZM12 172H10L9 174H11ZM14 172H15V171H14ZM175 172H176V171H175ZM179 172H180V171H179ZM179 172H178V173H179ZM222 172L224 173V171H222ZM222 172H221V173H222ZM229 172H232V170H229ZM229 172H228V173H229ZM237 172H239V171H237ZM252 172H254V171H252ZM256 172H257V171H256ZM256 172H254V173H256ZM183 173H184V172H183ZM197 173H198V172H197ZM223 173H222V174H223ZM241 173H242V172H241ZM246 173H247V172H246ZM261 173H262V172H261ZM13 174H14V173H13ZM169 174H170V173H169ZM175 174H176V173H174L173 175H175ZM179 174H181V173H179ZM186 174H184V178H185V176H187L189 173H188L187 175H186ZM219 174H220V173H219ZM225 174H226V172H225ZM225 174H223V175H225ZM229 174H230V173H229ZM239 174H240V172H239ZM258 174H259V173H257V176H260V175H261V174H260V175H258ZM263 174H264V173H263ZM263 174H262L261 177L264 178V175H263ZM195 175H196V174H195ZM220 175H221V174H220ZM226 175H227V174H226ZM236 175H237V174H236ZM236 175H234L233 177H239L238 175H237V176H236ZM248 175H249V173H248ZM251 175H252L253 177H252ZM251 175H250V176H251L250 178H254L253 173H251ZM11 176H12V175H11ZM13 176H15V175H13ZM13 176H12V177H13ZM244 176H245V175H244ZM244 176H241V178L244 177ZM246 176H247V174H246ZM257 176H256V177H257ZM4 177H6V175H4ZM12 177H11V178H12ZM195 177H196V176H195ZM217 177H220V176L217 175ZM221 177H223V176L221 175ZM227 177H229V175H228ZM233 177H232V178H233ZM247 177H248V176H247ZM2 178H3V177H2ZM11 178H8V179H11ZM172 178H173V177H172ZM192 178H193V179H192ZM196 178H198V177H196ZM224 178H225V177H224ZM241 178H240V179H241ZM259 178H260V177H259ZM17 179H18V177H17ZM26 179H27V178H25V180H26ZM202 179L205 180V181L210 180L209 178H207V180H206V178L204 179L203 177H201V178L198 179V180L201 181ZM219 179H220V178H219ZM219 179H218L217 181L220 183L221 180L219 181ZM221 179H222V178H221ZM225 179H226V178H225ZM229 179H230L229 182H231V181H234V182H235V180H231V178H229ZM245 179H246V178H245ZM247 179H248V178H247ZM254 179H255V178H254ZM4 180H6V179H4ZM4 180H0V182H1V181H4ZM23 180H24V179H23ZM23 180L20 179V181H22V182H20L21 184H22V183H25V182H23ZM170 180H171V179H170ZM196 180H197V179H195L194 177H191V176H190L189 178H185V179L179 181V183H177V184L175 183L176 185L173 184V186H172V188H171L172 190L170 189V191H173L174 189H176V188H177V185L181 186V187H182L181 189H185L186 186H184V187H185V188H184V187L182 186V184L180 183V182H182V181H183V184L186 185V184H187L186 182H188V183H189V182L194 183ZM203 180H202V181H203ZM213 180H215V179L213 178ZM223 180H224V179H223ZM226 180H228V179H226ZM226 180H225V181H226ZM241 180H243V178H242ZM248 180H249V179H248ZM248 180H246V181H248ZM251 180H252V179H251ZM258 180H259V183H262V182L264 183V179L260 178V179H258ZM258 180L255 179L254 181L257 182ZM260 180H262V182H260ZM6 181H7V180H6ZM15 181H16V179H15ZM202 181H201V182H202ZM217 181H215V182L217 183ZM243 181H244V182H242V181H240V182H241L242 184L246 182L245 180H243ZM249 181H250V180H249ZM249 181H248V182H249ZM9 182H10V181H9ZM9 182H8V183H9ZM17 182H18V181H17ZM17 182H16V184H19V182H18V183H17ZM213 182H214V181H213ZM215 182H214V183H215ZM223 182H224V181H223ZM223 182L220 183V184H224ZM229 182H227L226 184L229 185V184H230ZM234 182L230 184V185H231V189L234 188V187L232 186V184H235V183H236V182H235V183H234ZM237 182L239 183L238 180H237ZM251 182H252V181H251ZM2 183H3V182H2ZM2 183H0V185H1ZM5 183H6V182H5ZM12 183H13V182H12ZM12 183H11V184H12ZM191 183H190V184H191ZM197 183H198V182H197ZM202 183H203V182H202ZM202 183H198V185L196 184L197 187H199V188L202 187V188L204 189ZM205 183H206V182H204V184H205ZM211 183H212V182H211ZM241 183H239V187L233 189L234 192L231 190L232 193H231V194H230V193L228 194V196L231 195V196L234 198V196H236V195L239 196V194L241 195V193H242L240 199H239V198H238L239 200L237 199L238 201L234 198L235 200L233 201V203H234L235 201H237V202L240 201L239 203L244 204L245 207H247V208H250V207H254V208H255V207H256V208H260V207H261V208H262V206H264V202H261V201H262V198H264V197L259 198V197L263 196V195H260L261 190H260V191L258 190L260 193H259V192L256 193V192H257V188H258L259 185H258V186L256 185L255 187H254V186L252 187L251 185L243 184L242 186H240ZM259 183H258V184H259ZM263 183H262L261 185H264ZM11 184H9L10 187H11ZM13 184H14V183H13ZM170 184H171V183H170ZM190 184H189L187 187H189ZM199 184H201V187H200ZM212 184H213V183H212ZM251 184H254V183H251ZM5 185H7L6 187H9L8 184H5ZM171 185H172V184H171ZM171 185H168V186H166L165 188L167 189V187H169V186H171ZM196 185H195V187H196ZM210 185H211V184H210ZM216 185H217V184H216ZM228 185L226 186V188L228 187ZM236 185H237V184H235V186H236ZM254 185H255V184H254ZM15 186H17V185H15ZM19 186H20V184H19ZM208 186H209V184H208ZM211 186H213V185H211ZM211 186H210V187H211ZM3 187H4V184H3ZM10 187H9V188H10ZM192 187H193V186H192ZM192 187L190 186L189 188L191 189ZM213 187H214V188H213V189H214L213 191L216 192V190L218 189V187L216 186L217 189H215V188H216V187H215V184H214ZM220 187H223V188H222V190H223L225 186L220 185ZM220 187H219V188H220ZM256 187H257V188H256ZM9 188H8V190H9V192H10V189H9ZM14 188H15V187H14ZM17 188H18V186H17ZM179 188H180V187H178V189H179ZM189 188H186V189H187V192L184 191V192H186L185 195H187L186 198H184V196H183V197H180L181 199L183 198L182 201H187L188 199H193L194 197H195L196 199L198 198V197H197L196 195H194V194H192V195H191V194H190V195L187 194V193H189L188 191H190ZM206 188H207V187H206ZM226 188H225V189H226ZM260 188H261V187H260ZM260 188H259V189H260ZM262 188H263L262 190H264V187H262ZM1 189H2V188H1ZM1 189H0V190H1ZM15 189H16V188H15ZM18 189H19V188H18ZM18 189H16V191H18ZM188 189H189V190H188ZM193 189H194V191H195V189H197V188H194V187H193ZM207 189H208V188H207ZM207 189H206V190H207ZM220 189H221V188H220ZM227 189H228V188H227ZM2 190H3V189H2ZM2 190H1V192H2ZM155 190H159V188H156ZM201 190H202V189H201ZM204 190H205V189H204ZM11 191H12V190H11ZM13 191H14V190H13ZM166 191H167V192H170L169 190H166ZM166 191H164V192L166 193ZM175 191H177V190H175ZM217 191H218V190H217ZM219 191H220V190H219ZM219 191H218V193L220 194ZM224 191H225V190H224ZM228 191H230V189H229ZM173 192H174V191H173ZM3 193H4V192H3ZM3 193H2V194H3ZM5 193H6V192H5ZM160 193H161V192H160ZM165 193H164V194H165ZM170 193H172V192H170ZM181 193H182V192H181ZM190 193H191V192H190ZM192 193H193V191H192ZM216 193H217V192H216ZM218 193H217V194H218ZM221 193H222V192H221ZM225 193H226V194H225ZM263 193H264V192H263ZM10 194H11V193H10ZM157 194H158V192H157ZM174 194H175V193H174ZM174 194H173V195H174ZM178 194H179V192H178ZM3 195H4V194H3ZM12 195H13V194H11V196H12ZM180 195H181V194H180ZM188 195H189V196H188ZM220 195H221V194H220ZM224 195H227V192H224ZM259 195H260V196H259ZM159 196H160V195H159ZM161 196H162V198H163V195H162V194H161ZM171 196H172V194H171ZM214 196H215V195H214ZM222 196H223V195H221V197H222ZM254 196H255V197H254ZM256 196H259V197H258L259 199H258V198L256 199ZM79 197H80V196H79ZM82 197H83V195H82ZM84 197H85V196H84ZM84 197H83V198H84ZM86 197H87V196H86ZM165 197H166V196H165ZM172 197H173V196H172ZM175 197H176V195H175ZM1 198H2V197H1ZM5 198H6V197H5ZM53 198H54V197H53ZM173 198H174V197H173ZM176 198H178V197H176ZM180 198H179V199H180ZM214 198H215V197H214ZM236 198H237V197H236ZM181 199H180V201H181ZM218 199H220V200L223 202V199L220 198V196H219ZM218 199H217V200H218ZM225 199H226V198H225ZM231 199H232V198H231ZM260 199H261V200H260ZM32 200H33V199H32ZM80 200H81V199H80ZM170 200H171V199H170ZM174 200H175V199H174ZM177 200H178V199H177ZM201 200H202V199H201ZM229 200H230V199H229ZM7 201H8V200H7ZM47 201H48V199H47V197H46V202H47ZM82 201H83V200H82ZM84 201H85V200H84ZM87 201H88V200H87V198H86V201H85V202L88 203V204H86V205H89L90 203L87 202ZM226 201H227V200H226ZM226 201H225V202H226ZM256 201H257V202H256ZM35 202H36V201H35ZM60 202H61V201H60ZM85 202H84V203H85ZM167 202H168V201H167ZM237 202H236V203H237ZM251 202H252L253 204H252ZM37 203H39V202H37ZM37 203H36V204H37ZM171 203H172V202H171ZM171 203L169 202V205H170ZM228 203H230V202H228ZM250 203H251V204H250ZM33 204H34V202H33ZM45 204H46V203H45ZM174 204H175V203H174ZM38 205H39V204H38ZM46 205H47V204H46ZM50 205L52 206V204H50ZM50 205H49V206H50ZM169 205H168V206H169ZM171 205H173V204H171ZM36 206H37V205H36ZM40 206H41V205H40ZM51 206H50V209H51ZM57 206H58V205H57ZM94 206H96V208H97V205H94ZM151 206H152V205H151ZM168 206H167V207H168ZM174 206H175V205H174ZM174 206H172V207H174ZM13 207L15 208L14 205H13ZM16 207H17V206H16ZM28 207H29V206H28ZM53 207H54V205H53ZM55 207H56V206H55ZM82 207L85 208V206H82ZM86 207H87V206H86ZM100 207L102 208V206H100ZM100 207H99V208H100ZM123 207H124V206H123ZM155 207H156V206H154V208H155ZM14 208H13V209H14ZM43 208H44V207H43ZM63 208H64V207H63ZM76 208H77V207H76ZM133 208H134V207H133ZM135 208H136V206H135ZM158 208H160V207H158ZM161 208H162V207H161ZM164 208H166V207H164ZM175 208H176V207H175ZM30 209H31V208H30ZM34 209H35V208H34ZM70 209H71V208H70ZM78 209H79V208H78ZM97 209H98V208H97ZM97 209H96V211H97ZM119 209L121 210V208H119ZM119 209H118V210H119ZM124 209H125V207H124ZM136 209H137V208H136ZM138 209H139V208H138ZM143 209H144V210H145V209L147 210L148 207H147V208H144V207H143ZM149 209H153V208H149ZM155 209H156V208H155ZM155 209H154V210H155ZM166 209H168V208H166ZM166 209H165V210H166ZM170 209H171V208H170ZM17 210H18V209H16L15 212H17ZM40 210H41V209H40ZM44 210L46 211V209H44ZM54 210H55V209H54ZM54 210H53V211H54ZM75 210H76V209H75ZM84 210H85V209H84ZM86 210H88V209L86 208ZM89 210H90V209H89ZM103 210H104V209H103ZM108 210H109V209H108ZM108 210H107V213H110V211L108 212ZM120 210H119V211H120ZM122 210H123V209H122ZM122 210H121V211H122ZM127 210H130V209H127ZM257 210H260V209H257ZM19 211H20V210H19ZM23 211H24V210H23ZM26 211H27V210H26ZM35 211H36V210H35ZM45 211H44V212H45ZM48 211L50 212V214L52 213L51 210H48ZM80 211H82V209H81ZM80 211H78V212H80ZM98 211H99V210H98ZM115 211H116V210H115ZM125 211H126V210H125ZM131 211H133V210L131 209ZM134 211H135V210H134ZM137 211H138V210H137ZM141 211H142V209H141ZM152 211H153V210H152ZM162 211H164V210H162ZM167 211H169V210H166V212H167ZM263 211H264V210H263ZM263 211H262V210L260 211L262 215H264V212H263ZM29 212H30V211H29ZM31 212H32V211H31ZM46 212H47V211H46ZM54 212H56V211H54ZM63 212H64V211H63ZM103 212H104V211H101L100 213L102 214ZM105 212H106V210H105ZM116 212H117V211H116ZM122 212H124V211H122ZM127 212H128V211H127ZM146 212H147V211H146ZM20 213H21V212H19V215H20ZM23 213L27 214L28 212L26 213V212L24 211ZM41 213H42V212H40V215H41ZM57 213H58V211H57ZM57 213H56V214H57ZM70 213H71V212H70ZM72 213H73V212H72ZM72 213H71V214H72ZM80 213H81V212H80ZM84 213H86V212H83V214H84ZM92 213H93V214L96 213L97 216H98V218H99V216H101V215L98 214L99 212H95V213L92 212ZM134 213H136V212H134ZM134 213H133V214H134ZM143 213H144V215H145V214H146V215L148 214V212L145 213V211H144ZM149 213H151V212H149ZM158 213H159V212H158ZM164 213H165V212H163V213L160 212V214H164ZM9 214L12 215V214H15V213H14V211H13V212H11V213H9ZM31 214H32V213H31ZM33 214H34V213H33ZM60 214H61V213H60ZM67 214H69V213H66V216H67ZM74 214H75V213H74ZM111 214H112V213H111ZM113 214H114V212H113ZM117 214H118V213H117ZM122 214H123V213H122ZM122 214H121V215H122ZM126 214H127V213H126ZM133 214H132V215H133ZM29 215H30V213H29ZM35 215H36V214H35ZM52 215H53V214H52ZM69 215H70V214H69ZM75 215H76V214H75ZM75 215H73L72 217H74ZM77 215H78V214H77ZM77 215H76V216H77ZM88 215H89V214H87V216H88ZM103 215H105V216L108 215V216H109V214L106 215L105 213H103ZM128 215H129V213H128ZM134 215H135V214H134ZM137 215H138V214H137ZM137 215H135V216H137ZM146 215H145V216H146ZM5 216H6V215H5ZM9 216H10V215H9ZM22 216H23V215H22ZM36 216H39V215H36ZM36 216H35V218H36ZM44 216L46 217V214H45ZM50 216H51V215H50ZM54 216H56V215H54ZM76 216H75V217H76ZM95 216H96V215H95ZM95 216H94V217H95ZM97 216H96V217H97ZM110 216H111V215H110ZM110 216H109V217H110ZM114 216H116V215H114ZM117 216H118V215H117ZM126 216H127V215H126ZM147 216H148V215H147ZM147 216H146V217H147ZM1 217H2V216H1ZM11 217H15V216L12 215ZM16 217H17V213H16ZM24 217H25V216H24ZM24 217H23V219H24ZM30 217H31V215L29 216V218H30ZM45 217H44V219H45ZM58 217H59V213H58ZM68 217H69V216H68ZM75 217H74V218H75ZM81 217H82V216H81ZM91 217H93V216L90 215V218H91ZM94 217H93V218H94ZM103 217H104V216H103ZM103 217H101V218H103ZM111 217H112V216H111ZM119 217H120V214H119L118 218H119ZM127 217H128V216H127ZM127 217H126V218L124 217V218L127 219ZM138 217H139V216H138ZM9 218H10V217H9ZM40 218H42V217L40 216ZM59 218H60V217H59ZM77 218H78V217H77ZM90 218H88V219H90ZM98 218H97V221L94 219V222H95V223H96V222H100V221H98ZM107 218H108V217H107ZM147 218H149V217H147ZM1 219H2V218H1ZM23 219H22V221H23ZM36 219H38V217H37ZM42 219H43V218H42ZM42 219H40V221H39V220H36V222L39 221V223H40ZM44 219H43V220H44ZM48 219L50 220L51 217H50V218L48 217V218H47V221H49ZM54 219H55V218H54ZM65 219H67V218H65ZM75 219H76V218H75ZM80 219H81V218H80ZM80 219H79V220H80ZM103 219H104V218H103ZM103 219H102V220H103ZM111 219H112V218H111ZM114 219H115V217H114ZM129 219H130V218H129ZM135 219H136V218H135ZM141 219H142V218H141ZM141 219H140V220H141ZM155 219H156V218H153V220H155ZM12 220H15V219H14V218H13V219L11 218V222L13 223ZM19 220L21 221L20 218H19ZM25 220H26V219H25ZM32 220H33V219H31V221H32ZM45 220H46V219H45ZM51 220H52V219H51ZM51 220H50V221H51ZM63 220H64V219H63ZM73 220H74V219H73ZM79 220H78V221H79ZM83 220H84V219H83ZM86 220H87V218H86ZM92 220H93V219H91V221H92ZM107 220H108L107 223L109 222L108 224H111V223H110L111 220L109 221V218H108ZM112 220H113V219H112ZM138 220H139V219H138ZM143 220H145V219H143ZM0 221H1V220H0ZM2 221H3V223H4L5 221L7 222L8 220H7V218L4 217V220L2 219ZM16 221H18V220L16 219L15 222H16ZM20 221L16 222V224L19 223ZM26 221H27V222H25V223L23 222L24 225H25L26 223H29L28 220H26ZM29 221H30V220H29ZM33 221H35V220H33ZM33 221H32V222H33ZM53 221H54V220H53ZM53 221H52V222H53ZM56 221H57V220H56ZM59 221H60V220H59ZM59 221H58L57 223H60ZM66 221H68V223H70L69 220H66ZM70 221H71V220H70ZM80 221H81V220H80ZM91 221H90V222H91ZM103 221L105 222L106 219L103 220ZM119 221H121V220H119ZM126 221L128 222L129 220H126ZM145 221H146V220H145ZM263 221H264V220H263ZM9 222H10V220H9ZM15 222H14V223H15ZM61 222H62V221H61ZM92 222H93V221H92ZM92 222H91L89 225H91ZM121 222H123V221H121ZM130 222H131V219H130ZM143 222H144V221H143ZM3 223H2V222L0 223V229H2V227H3V226H2ZM7 223H8V222H7ZM7 223H6V224H7ZM39 223H38V224H39ZM46 223H47V222H46ZM49 223H51V222H49ZM63 223H66V222H63ZM74 223H75V226H74V227H76V223L79 224L80 222H77V221H76V222H73V224H74ZM87 223H88V220H87ZM95 223L93 224V226L95 225ZM118 223H120V222H118ZM118 223H117V224H118ZM133 223H134V221H133ZM146 223H147V222H146ZM148 223H149V222H148ZM150 223H151V221H150ZM6 224H5V226H6ZM9 224H10V223H8V225H9ZM29 224H30V223H29ZM29 224H28V225H29ZM33 224H34V222H33ZM41 224H43V223H41ZM53 224H54V223H53ZM61 224H62V223H60V225H61ZM108 224H104V225L107 226ZM121 224H124V223H121ZM130 224H131V226H133L132 223H130ZM154 224H155V223H154ZM260 224H261V222H260ZM262 224H263V223H262ZM12 225H14V224H12ZM12 225H10V226H12ZM19 225H21V224H19ZM26 225H27V224H26ZM30 225H31V224H30ZM44 225H45V224H44ZM50 225H51V224H50ZM57 225H58V224H57ZM64 225H65V227L67 226V224H64ZM82 225H83V223H82ZM82 225H81V226H82ZM84 225H85V224H84ZM84 225H83V226H84ZM113 225H115V224L113 223ZM134 225H135V224H134ZM138 225H139V224H138ZM5 226H4V231H5V229H7V226H6V227H5ZM15 226H16V225H15ZM21 226H22V225H21ZM21 226H20V227H21ZM31 226H32V225H31ZM31 226H30V227H31ZM54 226H55V225H54ZM91 226H92V225H91ZM93 226H92V227H93ZM98 226L100 227V225H98ZM106 226H104V229H105ZM109 226H110V225H109ZM115 226H116V225H115ZM118 226H120V224H119ZM131 226H130V227H131ZM258 226H259V225H258ZM30 227H29V228H30ZM32 227H37V226L34 225V226H32ZM32 227H31V229H32ZM57 227L60 228L61 226H60V227H59V226H56V228H57ZM63 227H64V226H63ZM70 227H71V226H70ZM72 227H73V226H72ZM72 227H71V228H72ZM89 227H90V226H89ZM92 227H90V228H92ZM95 227H96V225H95ZM95 227H94V228H95ZM101 227H103V226H101ZM101 227H100V228H101ZM110 227H111V226H110ZM11 228H12V227H11ZM13 228H14V226H13ZM27 228H28V227H27ZM37 228H38V227H37ZM37 228H35V229H37ZM49 228H50V227H49ZM52 228H54V227H52ZM66 228H67V227H66ZM66 228H64V229H66ZM83 228H84V227H82V229H83ZM87 228H88V227H87ZM94 228H93V229H94ZM112 228H113V227H112ZM112 228H110V229H112ZM123 228H124V227H123ZM132 228H133V227H132ZM259 228H260V227H259ZM259 228H258V229H259ZM262 228H263V227H262ZM16 229H17V228H16ZM35 229H34V230H35ZM54 229H55V228H54ZM60 229H61V228H60ZM68 229H69V228H68ZM68 229H67V231H68ZM79 229H81L80 226H79ZM84 229H85V228H84ZM93 229H92V230H93ZM106 229H107V228H106ZM108 229H109V228H108ZM108 229H107V230H108ZM117 229H118V228H116L115 230H117ZM127 229H128V228H127ZM263 229H264V228H263ZM7 230H8V229H7ZM22 230H23V229H22ZM24 230H25V228H24ZM24 230H23V231H24ZM26 230H27V229H26ZM37 230H38V229H37ZM41 230H42V229H41ZM41 230H38V231H41ZM47 230H48V229H47ZM55 230H56V229H55ZM55 230H54V231H55ZM70 230H71V229H70ZM86 230H87V229H85V231H86ZM92 230H90V231L92 232ZM95 230H96V229H94L93 231L95 232ZM107 230H105V231L108 232ZM10 231H11V230H10ZM10 231H9V232H10ZM20 231H21V230H20ZM20 231H18V232H20ZM38 231H37V232H38ZM60 231H61V230H60ZM85 231L83 230V234L88 232V231H87V232H85ZM97 231H99V230L97 229ZM121 231H122V230H121ZM126 231H127V230H126ZM258 231H259V230H258ZM6 232H7V231H6ZM9 232H7V233H9ZM27 232H28V231H26V233H27ZM29 232H31V231H29ZM35 232H36V231H35ZM43 232H45V231H43ZM46 232H47V234H48L49 231H46ZM62 232H63V231H62ZM81 232H82V230H81ZM112 232H114V231H112ZM255 232H257V231L252 232V235H251V234H245V235H243V237H244V238H243V241L246 243L247 247L240 248L239 246H237V244H233V245H231V246L229 247V250L231 251L232 254H231V256L227 259V261H226L227 263L225 262L226 264H236V262H237L238 259H239L238 261L240 262L242 259H244V258L247 259L248 257H251L252 255H254L256 252H259V249H260V248H264V247H263V246H264V233H262L263 231H262L261 233H260V232L255 233ZM12 233H14V232H12ZM12 233H11V234H12ZM15 233H16V232H15ZM51 233H52V232H50V234H51ZM78 233H80L79 230H78ZM78 233H77V234H78ZM95 233H96V232H95ZM95 233H94V234H95ZM97 233H98V232H97ZM101 233H104V232L102 231V229H101ZM122 233H123V235H124V233H125L124 229H123V232H122ZM9 234H10V233H9ZM28 234H30V233H28ZM28 234L26 235V234L24 233L25 238H26V236H28ZM33 234H34V233L32 232V234H30V235H33ZM45 234H46V233H45ZM61 234H62V233H61ZM67 234H68V233H67ZM94 234H93V235H94ZM104 234H106V233H104ZM104 234H103V236H105ZM120 234H121V233L117 234V237H118V235L120 236ZM127 234H128V232H127ZM1 235H3V234H1ZM13 235H15V234H12V236H13ZM16 235H17V234H16ZM24 235H23V236H24ZM30 235H29L28 237H30ZM34 235H35V234H34ZM36 235H39V234L37 233ZM36 235H35V236H36ZM55 235H57V234H55ZM63 235H64V234H63ZM71 235H72V234H71ZM81 235H82V234H81ZM107 235H108V234H107ZM3 236H4V235H3ZM12 236H11V238L14 237V236H13V237H12ZM18 236H19V235H18ZM20 236H22V234H21ZM49 236H50V235H49ZM52 236H53V235H52ZM65 236H66V235H65ZM78 236H79V235H78ZM78 236H77L76 239H78ZM84 236H85V235H84ZM95 236H96V235H95ZM113 236H114V235H113ZM5 237H6V236H5ZM37 237H38V236H37ZM39 237H40V235H39ZM43 237H45V236H43ZM68 237H69V236H68ZM79 237H80V236H79ZM97 237H99V236H97ZM106 237H107V236H106ZM124 237H125V235H124ZM127 237H128V235H127ZM3 238H4V237H3ZM3 238H2V239H3ZM17 238L19 239V237H17ZM23 238H24V237H23ZM31 238H32V237H30V240H32ZM34 238L36 239V237H34ZM46 238H47V237H46ZM49 238H50V237H49ZM49 238H47V239H49ZM53 238H54V237H53ZM63 238H64V236H63ZM74 238H75V237H74ZM91 238H92V237H91ZM93 238H94V237H93ZM95 238H96V237H95ZM101 238H102V237H101ZM112 238H113V237H112ZM112 238H111V239H112ZM6 239H7V237L5 238V240H6ZM8 239H9V237H8ZM20 239H21V237H20ZM39 239L41 240L42 238H39ZM54 239H55V238H54ZM64 239H66V237H65ZM69 239H70V238H69ZM82 239H83V238H82ZM105 239H106V238H105ZM122 239H123V238H122ZM122 239H121V240H122ZM125 239H126V238H125ZM0 240H1V237H0ZM5 240H4V241H5ZM21 240H22V239H21ZM21 240H19V241H21ZM24 240H25V239H24ZM24 240H23V241H24ZM33 240H34V239H33ZM36 240H37V239H36ZM40 240H39V241H40ZM52 240H53V239H52ZM55 240H56V239H55ZM61 240H62V239H61ZM85 240H86V239H85ZM85 240H84V243H87V242H85ZM90 240H91V239H90ZM90 240H89V241H90ZM114 240H116L115 237H114ZM114 240H113V241H114ZM118 240H119V239H118ZM6 241H7V240H6ZM6 241H5V242H6ZM23 241H22V242H23ZM25 241H26V240H25ZM39 241H37V243H38ZM59 241H60V240H59ZM71 241H72V240H71ZM78 241H79V240H78ZM81 241H82V240H81ZM81 241H80V242H81ZM94 241H95V240H94ZM8 242H9V240H8ZM8 242H7V243H8ZM10 242H13V239H12V241H11V239H10ZM28 242H30L29 239H28ZM35 242H36V241H35ZM35 242H33V243L31 242L32 245H34ZM42 242H43V241H42ZM50 242H51V241H50ZM50 242H49V243H46V244H49V245H50ZM52 242H53V241H52ZM55 242H56V241H55ZM55 242H53V243H55ZM66 242H69V240L66 241ZM82 242H83V241H82ZM261 242H262V244H261V246H260V243H261ZM1 243H2V242H1ZM7 243H6V244H7ZM16 243H17V242H16ZM18 243H19V242H18ZM37 243H35L37 246L41 245V244L38 245ZM59 243H60V242H59ZM64 243H65V242H64ZM69 243H70V242H69ZM234 243H236V241H235ZM24 244H26V243H24ZM27 244L30 245L29 243H27ZM27 244H26V245H27ZM46 244L43 243V245H45V246H46ZM60 244H61V243H60ZM75 244H76V243H75ZM75 244H74V246H75ZM77 244H78V243H77ZM77 244H76V245H77ZM4 245H5V244H4ZM13 245H14V244H13ZM51 245H52V244H51ZM66 245H67V244H66ZM72 245H73V244H72ZM262 245H263V246H262ZM21 246H22V245H21ZM21 246H20V247H21ZM24 246H25V245H24ZM24 246H23V247H24ZM54 246H55V245H54ZM186 246H187V245H186ZM8 247H9V246H8ZM13 247H15V246H13ZM50 247H51V246H50ZM70 247H73V246H70ZM6 248H7V247H6ZM28 248H29V247H28ZM39 248H40V246H39ZM59 248H60V247H59ZM7 249L10 250V248H7ZM19 249H20V248H19ZM21 249H23V248H21ZM31 249H32V247H31ZM31 249H30V250H31ZM35 249H37V248L35 247ZM40 249H41V248H40ZM55 249H58V246H57ZM28 250H29V249H28ZM30 250H29V251H30ZM43 250H46V251H47V249H45V248H44ZM177 250H178V249H177ZM260 250H261V249H260ZM262 250H264V249H262ZM4 251H5V250H4ZM4 251H3V253H4ZM6 251H8V250H6ZM20 251L22 252L23 250H20ZM36 251H37V250H36ZM17 252H18V251H17ZM23 252H24V251H23ZM39 252H40V251H39ZM43 252H44V251H43ZM260 252H261V251H260ZM24 253H25V252H24ZM24 253H23V254H24ZM30 253H31V251H30ZM30 253H29V254H30ZM44 253H45V252H44ZM56 253H57V252H56ZM63 253H64V252H63ZM169 253H170V252H168V254H169ZM223 253H225V252H222V251H206V252L204 253V256H202V257H198V258H196V259H193V258H195V256H190V257L186 258V257H175V256H176V255H175V256L173 257V259H171V256H169L170 258H169V257H165V260H164V263H163V264H186V261H188V260H190V261H189V263H187V264H201V263H203L204 261H207L208 264H218L219 261H220L221 256L223 255ZM262 253L264 254V252H262ZM19 254H20V253H19ZM40 254H41V252H40ZM45 254H46V253H45ZM48 254H49V253H48ZM48 254H47V255H48ZM61 254H62V253H61ZM67 254H71V253H70V252H69V253L66 252V255H67ZM175 254H176V253H175ZM257 254H259V253H257ZM7 255H8V254H7ZM21 255H22V254H21ZM38 255H39V254H38ZM42 255H43V254H42ZM53 255H54V254H53ZM56 255H57V254H56ZM59 255H60V254H59ZM182 255H183V254H182ZM25 256H26V255H25ZM31 256H32V255H31ZM33 256H34V255H33ZM33 256H32V257H33ZM43 256H44V255H43ZM48 256H49V255H48ZM75 256H76V255H75ZM85 256H86V255H85ZM172 256H173V255H172ZM178 256H181V255L178 254ZM260 256H263V255H260ZM4 257H5V256H4ZM35 257H36V256H35ZM37 257H38V256H37ZM39 257L41 258V256H39ZM76 257H77V256H76ZM82 257H84V256H82ZM256 257H257V255L254 256V258L257 260ZM16 258H17V257H16ZM25 258H26V257H25ZM52 258H53V257H52ZM59 258H60V257H59ZM73 258H74V257H73ZM73 258H72V259H73ZM163 258H164V257H163ZM262 258H264V257H262ZM262 258H261V259H262ZM42 259H43V258H42ZM46 259H49V258H46ZM75 259H76V258H75ZM81 259H82V258H81ZM83 259H85V258H83ZM192 259H193V260H192ZM248 259H249V258H248ZM248 259H247V260H248ZM259 259H260V258H259ZM24 260H25V259H24ZM63 260H64V259H63ZM251 260H252V257H251V259L248 260V261H250V262L255 261V260H252V261H251ZM67 261H68V260H67ZM230 261L233 262V263H229ZM248 261H246V262H248ZM259 261L262 262V261H264V259H263L262 261H261V260H258L257 262L259 263ZM27 262H28V261H27ZM41 262H42V261H41ZM55 262H56V260H55ZM78 262H79V261H78ZM17 263H18V262H17ZM22 263H23V261H22ZM46 263H47V262H46ZM61 263H63V261H62ZM68 263H69V262H68ZM70 263H71V262H70ZM79 263H80V262H79ZM89 263H90V262H89ZM102 263H103V262H102ZM112 263H114V262H112ZM115 263H116V262H115ZM123 263H124V262H123ZM244 263H245V262H244ZM258 263H257V264H258ZM19 264H20V263H19ZM35 264H37V263H35ZM38 264H39V263H38ZM57 264H58V263H57ZM59 264H60V263H59ZM66 264H67V263H66ZM110 264H111V263H110ZM158 264H159V263H158ZM246 264H247V263H246ZM248 264H249V263H248ZM251 264H255V263H251ZM261 264H264V263L262 262Z\"/></svg>", "mask_w": 264, "mask_h": 264}]
</instances>
